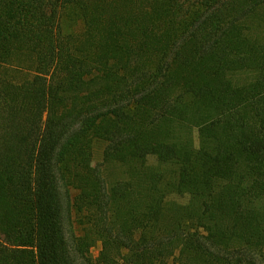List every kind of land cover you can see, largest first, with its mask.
<instances>
[{
	"label": "trees",
	"instance_id": "trees-1",
	"mask_svg": "<svg viewBox=\"0 0 264 264\" xmlns=\"http://www.w3.org/2000/svg\"><path fill=\"white\" fill-rule=\"evenodd\" d=\"M0 264H264V0H0Z\"/></svg>",
	"mask_w": 264,
	"mask_h": 264
},
{
	"label": "rangeland",
	"instance_id": "rangeland-1",
	"mask_svg": "<svg viewBox=\"0 0 264 264\" xmlns=\"http://www.w3.org/2000/svg\"><path fill=\"white\" fill-rule=\"evenodd\" d=\"M105 147H106V143L104 141H102V140H95L94 141V158L90 162L91 167H96L103 161V153H104ZM149 162L151 164H154V163L157 164V158L155 156H150ZM115 172L119 173L120 169H116V167H115V168L109 170L106 174L107 179L109 180V179L115 178V175H116ZM170 197L172 199L180 202V203H183V204L188 203L189 199H190L189 195H182V194L180 195L177 193H174ZM100 250H101V245L99 244V245L95 246L92 249V251L90 252V253H92V257L94 260L97 259L98 255H99L98 252H100ZM175 254H177V251L173 247H171L168 251V254H167V255H169L171 261L174 260V257L176 256Z\"/></svg>",
	"mask_w": 264,
	"mask_h": 264
}]
</instances>
